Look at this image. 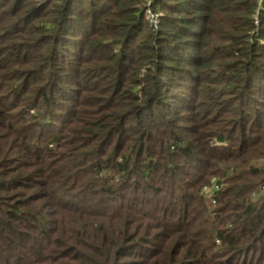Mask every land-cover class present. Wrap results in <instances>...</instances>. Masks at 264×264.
<instances>
[{"label":"trees","instance_id":"1","mask_svg":"<svg viewBox=\"0 0 264 264\" xmlns=\"http://www.w3.org/2000/svg\"><path fill=\"white\" fill-rule=\"evenodd\" d=\"M0 264H264V0H0Z\"/></svg>","mask_w":264,"mask_h":264},{"label":"rangeland","instance_id":"2","mask_svg":"<svg viewBox=\"0 0 264 264\" xmlns=\"http://www.w3.org/2000/svg\"><path fill=\"white\" fill-rule=\"evenodd\" d=\"M157 15L156 16L155 15L153 16V13H152V11L150 9L147 12L148 19L153 24V26L155 28L158 27V17H159V14H157ZM259 166H261V165L259 164ZM214 182L216 183L217 182V179H213L211 181V186H208L207 188H204L203 189V191H204L203 193H205L207 195V197H211L212 196V190H213V192L215 191V188L213 186L214 185Z\"/></svg>","mask_w":264,"mask_h":264}]
</instances>
